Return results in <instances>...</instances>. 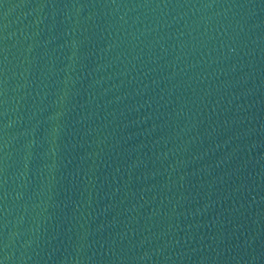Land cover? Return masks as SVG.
I'll use <instances>...</instances> for the list:
<instances>
[{"label": "water", "instance_id": "obj_1", "mask_svg": "<svg viewBox=\"0 0 264 264\" xmlns=\"http://www.w3.org/2000/svg\"><path fill=\"white\" fill-rule=\"evenodd\" d=\"M0 264H264V0H0Z\"/></svg>", "mask_w": 264, "mask_h": 264}]
</instances>
